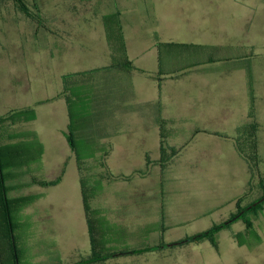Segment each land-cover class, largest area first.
<instances>
[{
    "label": "rangeland",
    "instance_id": "374dc122",
    "mask_svg": "<svg viewBox=\"0 0 264 264\" xmlns=\"http://www.w3.org/2000/svg\"><path fill=\"white\" fill-rule=\"evenodd\" d=\"M23 1L29 9L28 13L36 19V33L28 29L26 31L23 24L13 21L16 15H6L14 14L13 11L9 12L13 0H0V116L23 110L31 112L33 116L26 123L5 122V129L0 131V145L4 147L0 162L15 167L3 171L4 174L9 172L13 178L9 182L13 188L9 196H27L31 201L11 214L12 222L18 223L14 233L17 263L75 264L92 256V244L79 206V178L74 164L76 158H81L84 163L80 177H83L86 193L92 195L96 187L92 160L86 159L92 153L90 146L74 138L75 134H72L75 146L72 153L66 143L64 135L68 133V113L66 103L61 100L64 83L73 73L104 65L107 62L105 48L108 42L116 47L120 44V36L129 48L130 57L148 71L154 68L155 54H160L162 69L185 65L190 60L189 44L194 40L191 31L194 24L190 21L192 7L196 6L194 4H219L225 1ZM238 1L244 6L238 28L230 16L212 20L208 27L211 33L205 34L203 25L197 28L209 41L224 43L227 60L231 61L233 55L230 49L236 44L240 55H243L246 71L252 75V101L247 112L255 116L259 124L257 167L254 192L241 200L244 205L249 199L256 198L258 192L264 193V0ZM217 20L221 24L225 23L229 29L228 35L218 36L221 26ZM168 43L178 45L168 48ZM89 87L88 84L84 85L85 90ZM174 90L180 95L176 109L186 110L187 85L179 84ZM69 91L71 93L70 88ZM71 98L70 113L73 121L78 123L81 113H87V109L83 102L76 109L72 108ZM84 121L87 125L88 119ZM90 132L85 131L84 127L85 137ZM14 134L17 135L16 139L7 138ZM188 135L181 134L183 138ZM222 157L223 164L217 166V171L223 173L203 181V191L210 203L192 210L182 200L166 197L164 226L158 229L149 227L148 237L136 235L137 228L119 231L114 226L96 228L91 222L93 231L90 233L92 236L94 232L97 234L96 247L99 251H95L98 254L96 257L101 259L94 264H264V204L257 217L252 212L245 216L253 222L252 230H246L242 221L237 220L214 233L212 242L204 239L177 244L225 222L236 213L233 202H217L216 196L220 194L222 198L228 196L230 199L231 196L225 193V185L232 182L234 176L231 174L233 163L225 159L224 154ZM195 167V163L174 165L168 172L171 175L186 172L187 178L189 171L193 172ZM60 175V181L54 187H41L38 184L54 180ZM184 200L190 204L191 200L187 196ZM185 218L187 220L183 222ZM92 219L91 216L90 221ZM229 230L236 235L231 236ZM155 233L163 241L153 249L150 245L154 246L152 238ZM148 243L151 249L119 254L120 250H131L140 245L147 247ZM6 247L0 241V264L9 263L8 252L4 254ZM112 252L115 255H111Z\"/></svg>",
    "mask_w": 264,
    "mask_h": 264
},
{
    "label": "crops",
    "instance_id": "0c3cea01",
    "mask_svg": "<svg viewBox=\"0 0 264 264\" xmlns=\"http://www.w3.org/2000/svg\"><path fill=\"white\" fill-rule=\"evenodd\" d=\"M224 1L219 4H194L196 6L192 7L190 21L194 24L191 30L194 40L189 44L190 60L185 65L162 69L160 54H155L154 68L148 71L130 57L129 48L120 36V44L116 47L108 42L104 65L73 73L64 83L61 100L66 103L68 113L67 132L71 126L74 138L83 140L92 149L86 159L92 160L96 190L92 195L86 193L89 216L84 207L82 171L78 166L84 163L81 158H76L74 164L79 178L82 220L87 225L90 243L95 240L96 252L99 251L96 247L97 234L94 232L92 236L90 233L93 231L91 222L96 228L103 225L114 226L119 231L137 228L136 235L148 237L149 227L158 229L164 226L166 197L182 200L192 210L209 204L208 195L205 197L203 191V181L223 173L217 171V166L223 164V154L233 163L231 174L234 176L232 182L225 185V193L231 196L230 199L228 196L222 198L220 194L216 196L217 202H233L237 211L238 206H246L262 196L258 192L256 198L249 199L244 205L241 203L255 189L256 168L248 162L246 155L250 153H245L244 145L246 125L256 124L258 148L259 124L255 116L247 112L252 101V75L246 71L243 55H240L236 44L230 49L233 55L231 61L227 60L224 43L209 41L197 28L203 25L205 34L211 33L208 27L212 20L220 16H230L238 28L239 16L244 14L243 4L238 0ZM10 4L9 12L14 14L6 15L18 16L13 21L23 24L26 31L36 33V19L28 13L26 3L23 1L27 11L14 0ZM217 23L221 26L218 36L228 35L225 23L221 24L218 20ZM176 45L178 43H168L167 47ZM87 84L91 87L85 90L84 85ZM179 84L187 85L184 111L176 109L180 95L174 88ZM70 97L72 108L85 103L87 109V113H81L78 123L73 121L70 113ZM85 118L88 119L87 125ZM83 126L85 131H91L89 136L83 134ZM182 133L189 135L183 138ZM64 136L66 139V133ZM66 143L72 153L74 149L67 139ZM240 147L241 154L238 151ZM193 163L196 167L193 172L189 171L187 178L186 172H175V175L168 172L171 166ZM185 196L191 200L190 204L184 200ZM152 239L154 246L148 243L147 247L140 245L135 249L120 250L119 254L141 252L149 245L155 249L156 244L163 241L156 233Z\"/></svg>",
    "mask_w": 264,
    "mask_h": 264
},
{
    "label": "trees",
    "instance_id": "16d2710c",
    "mask_svg": "<svg viewBox=\"0 0 264 264\" xmlns=\"http://www.w3.org/2000/svg\"><path fill=\"white\" fill-rule=\"evenodd\" d=\"M17 4L20 5L21 8L25 9V6L23 4L22 0H14ZM27 11V8L25 9ZM33 119V116L31 112L29 113L27 110H23L20 112H16L14 114H10L8 116H0V131L5 129V122H12L14 124H17L20 122H29ZM3 124V125H2ZM4 128V129H3ZM69 131L66 134V139L68 143L70 144V147L73 148V142H72V132H71V126L69 127ZM258 126L256 124L247 125L246 130V140H245V153H250V155H246L248 158V162L252 166V168L257 167V143H256V133H257ZM14 136L8 135V139H16ZM17 136V135H16ZM4 149L3 145H0V154L1 150ZM239 153L241 154L242 148H238ZM78 161L81 160L78 159ZM79 169L83 171L82 164H78ZM5 168H9L10 170L15 168L12 164L7 163L2 165L0 162V241L3 242V244H6V251L4 254L8 252L10 258L8 264H18L17 259L18 255L15 250V242H14V233L18 228V223L12 222V212L16 213L18 212L22 207L27 206L29 204L30 198L27 196H20V197H10L9 193L12 191V187L9 184V182L13 179L8 173L4 174L3 171ZM61 175L58 176L56 179L51 181H41L38 184L41 187H48L56 185L60 181ZM82 189L84 191V207L86 210V214L88 215V197L85 192L83 177H82ZM264 198V193L260 197V199ZM259 199V200H260ZM259 200H255L252 203L246 205V206H238V209L235 214L231 215L228 220L225 222L215 225L211 227L209 230L205 232H201L198 234H195L193 236L187 237L181 241H179L177 244L181 245L183 243H189V242H196L200 240L207 239L210 242H212L213 234L218 232L221 229H225L228 227L232 222H235L237 220H240L243 222L246 230H252L253 229V222L250 219L245 218L247 213L252 212L255 217L258 216L259 211H261L262 206L264 204V200L259 202ZM254 204V205H253ZM250 207V208H248ZM248 208V209H246ZM246 209V210H245ZM243 210H245L243 212ZM89 216V215H88ZM230 235L233 237L236 235L232 232V230H229ZM214 245V244H213ZM95 245L92 239V256L84 259L78 263L75 264H94L97 261H101L98 257H96L98 254L95 252ZM151 249V248H149ZM115 255V254H111ZM11 258L13 259L12 261Z\"/></svg>",
    "mask_w": 264,
    "mask_h": 264
},
{
    "label": "water",
    "instance_id": "95a60500",
    "mask_svg": "<svg viewBox=\"0 0 264 264\" xmlns=\"http://www.w3.org/2000/svg\"><path fill=\"white\" fill-rule=\"evenodd\" d=\"M263 200H264V198L260 199L259 202H261V201H263ZM253 205H254V204H253ZM248 208H250V207H248ZM248 208H246V209H248ZM246 209H245V210H246ZM245 210H243V212H244Z\"/></svg>",
    "mask_w": 264,
    "mask_h": 264
}]
</instances>
